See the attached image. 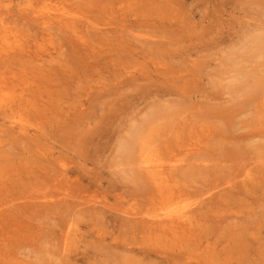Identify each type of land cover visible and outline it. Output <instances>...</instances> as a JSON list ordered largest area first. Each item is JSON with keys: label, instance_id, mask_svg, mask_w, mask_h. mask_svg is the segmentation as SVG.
I'll list each match as a JSON object with an SVG mask.
<instances>
[{"label": "rangeland", "instance_id": "374dc122", "mask_svg": "<svg viewBox=\"0 0 264 264\" xmlns=\"http://www.w3.org/2000/svg\"><path fill=\"white\" fill-rule=\"evenodd\" d=\"M59 1L67 22L41 0L33 16L27 0H0V264H264V4ZM192 137L201 149L189 156L158 152L200 166L171 213L210 202L187 260L121 211L154 214L138 171L158 160L154 146ZM16 195L37 200L13 209Z\"/></svg>", "mask_w": 264, "mask_h": 264}, {"label": "bare ground", "instance_id": "6f19581e", "mask_svg": "<svg viewBox=\"0 0 264 264\" xmlns=\"http://www.w3.org/2000/svg\"><path fill=\"white\" fill-rule=\"evenodd\" d=\"M30 1H32V0H27L26 6L30 10L29 11L30 15L33 16L35 14V12L31 8ZM41 1L44 2L43 8L45 10H47V11L52 10L54 12L53 17L55 19L61 17V19H63L64 21H66V22L69 21L70 15L68 16V14H69V11H71V10H69V8L67 6L61 5L59 0H41ZM254 2L256 4H259V5L261 3L264 4V0H255ZM46 3H49V4H46ZM256 4H255V6H257ZM262 7H264V6H262ZM24 8L26 9L25 6H24ZM4 9L7 10L6 8H4ZM258 10H260V9H258ZM263 13H264V11H263ZM1 15H3V12H0V16ZM50 15L51 14L43 15L40 17L35 16V18H32V19L36 22L39 21V23L41 25H44L45 21H47V19H45V17H50ZM110 25H111V23L109 21H105L104 26H110ZM95 30H97V29H95ZM262 36H264V35H262ZM149 37L150 38H156L155 43H158V44L164 43V41H162V40L166 39L165 36L158 35L155 32L149 34ZM260 37L261 36L258 35L257 38H260ZM256 39H255V42L257 41ZM261 39H262V37H261ZM146 42L147 41H145V43ZM165 42H166L165 44L171 43L169 41H165ZM124 43L126 44L127 42H124ZM157 81L159 82V80H157ZM161 83L164 84L165 79ZM162 90H163L162 92H165V89H162ZM166 114H168V113H166ZM166 114H165V117L167 116ZM170 117L171 116H169V118ZM185 121H187V120L182 119L180 122V125L181 126L186 125ZM162 126L164 127V124ZM159 128H161V127H157V125H156L155 128L151 129V132H149L148 136L145 135V139H148L149 143H152V142L154 143L156 141V139L160 138V136H158L160 133L158 131ZM164 143H166V142H164ZM200 144H201L200 139L192 137L188 141L184 140V139L178 140V138H177V140L172 145L173 147L166 146L165 148H163L160 144H158L157 146H154L153 151L156 152V154L158 156V160L144 161L143 166L140 167L141 172L138 171L139 173H141L139 175L138 181H143L142 183L149 182L150 184H153V187H155V189H156V192L150 197V200H149L150 202H152L154 214L152 213L153 215L143 216V215H141V213H139L137 211H128V210L121 211L124 215H126L128 217V219L130 217H132L130 220H128V219L125 220V222L131 224L132 227L138 228L139 231L137 233L140 234V232H141V234L143 235V236L141 235L142 238H145L146 236L148 237V239L149 238H157V239H160L161 241L165 242L167 245L169 244L168 245L169 247L167 246L168 248L182 249L183 250V256L187 255V257H186L187 260L191 259V258H189V257H191L189 255V250H190L189 249V247H190L189 242L190 241L193 242V234L196 231V227H202L203 223H201L200 221H202L204 218H207L206 214L204 212H201V211L203 210V208L205 206H207V202L208 203H210V202L208 201V199H204V200L200 199L197 202H195L192 209H180L178 212L171 213L169 208L172 205L176 204V201L180 202L181 199L187 195L185 193L186 188L190 189V186L185 185L186 186L185 187L181 184L182 182H184L183 178L187 177L184 174L187 173V175H189L190 172L193 173L194 169H196L199 165L196 164L197 167L194 166V163H197V162L187 163L184 166L183 165H175V164L174 165H170V164L164 165L165 161L163 163L161 162V161H163L162 160L163 158H161L159 156L158 152H163L166 155L171 154L173 156V158H175L174 161H177L183 155L189 156L190 153H193L194 151L200 150L201 149V146H199ZM169 150H170V152H169ZM151 153L153 154L152 151H151ZM149 156H150V153L148 152V153H146V156L144 157V159H147V157H149ZM167 157H169V156H167ZM186 160H190L189 157H187ZM202 162L204 163V166L202 167V169H203L204 167L207 166L208 161H202ZM213 166L219 167L220 165L214 164ZM194 167H196V168H194ZM199 167L195 171L198 172L200 170ZM208 167L210 168L211 166H207V168ZM249 167L245 168L246 173L244 174V176H245L244 178H246V179L243 178V183L245 182L244 180H247V181H250V180L253 181L254 180L253 179L254 174H252V176H251V171H250V170H252V168H251V166H249ZM187 168H189V169H187ZM257 168H258V170L262 169L260 171V174L262 176H264V163H261L259 165V167L257 166ZM241 172H242V170H238V172L236 174H234L233 178H235L237 176H243ZM168 177H170L171 179H169ZM188 177H191V176H188ZM261 178H263V177H261ZM231 185H232V183L227 185V187H230ZM181 186L184 187V189H182ZM217 187L218 186H215V187L213 186L212 188H213V190L214 189L216 190ZM227 187H225V188H227ZM222 191H225V190L223 189L219 192H222ZM47 197H48L47 195L41 196V198H42L41 204H43V205L48 204L47 203L48 201L46 199ZM27 199L29 201L37 200V197L36 198L35 197L25 198L24 195H16V196H14V199H13V201H15V202L12 203L11 208L17 209V208L22 207L25 204H28L29 201ZM10 201H12V200H10ZM216 204H217V202H216ZM99 211L101 213V210H99ZM197 213H200V214H197ZM135 217H138V218H135ZM235 220L240 221L241 218L235 217ZM121 222L122 221H118V223H117V227L120 229H122L124 227ZM219 230H223L221 225L219 227ZM111 232H109V233H111ZM109 233H107V235ZM123 236L124 235L122 234L121 237H123ZM111 238H112V240H115L117 238V236L111 235ZM116 244L118 245V243H116ZM122 244H125V242L123 241ZM126 244H127L126 246H131L129 242H127ZM212 246H213V244L209 245V248ZM158 249H162V248L159 247ZM127 251H133L132 247H129ZM166 251H167V249H166ZM139 252L142 253L143 250H139ZM157 252H158V254H162V255L166 254V253L160 252L158 250H157ZM167 257H168V255H167ZM173 262H176V261H172V263Z\"/></svg>", "mask_w": 264, "mask_h": 264}]
</instances>
